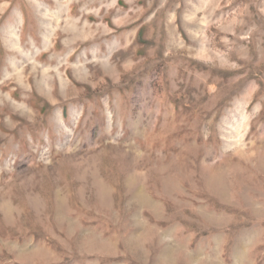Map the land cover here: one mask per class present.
<instances>
[{
  "label": "rangeland",
  "instance_id": "1",
  "mask_svg": "<svg viewBox=\"0 0 264 264\" xmlns=\"http://www.w3.org/2000/svg\"><path fill=\"white\" fill-rule=\"evenodd\" d=\"M0 264H264V0H0Z\"/></svg>",
  "mask_w": 264,
  "mask_h": 264
}]
</instances>
